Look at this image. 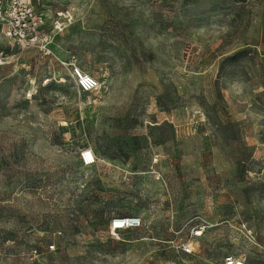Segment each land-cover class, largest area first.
<instances>
[{"label":"rangeland","instance_id":"1","mask_svg":"<svg viewBox=\"0 0 264 264\" xmlns=\"http://www.w3.org/2000/svg\"><path fill=\"white\" fill-rule=\"evenodd\" d=\"M34 5L38 46L0 25V264H31L34 241L57 246L41 264H182L198 222L195 264H264V0Z\"/></svg>","mask_w":264,"mask_h":264},{"label":"built area","instance_id":"2","mask_svg":"<svg viewBox=\"0 0 264 264\" xmlns=\"http://www.w3.org/2000/svg\"><path fill=\"white\" fill-rule=\"evenodd\" d=\"M36 0H0V25L5 35L17 44L28 48L39 45L44 24V15L38 12L34 2ZM70 75L77 88L83 92L96 90L100 86V79L95 74L83 70L75 63H71ZM156 154L155 157H158ZM84 164L96 162V154L92 148L85 147L80 152ZM155 159V158H154ZM156 160V159H155ZM142 225L139 215H117L110 220L107 235L112 239L122 237L124 229L138 228ZM210 227L205 222H198L191 226L186 237L178 235L173 241L179 253L182 264H195L198 258L197 242ZM249 234L252 230L249 229ZM251 241L252 238H249ZM56 243L51 242L45 246L34 241L26 252V258L31 264H41L45 260V253L56 250ZM223 264H252L245 254L227 253L223 256Z\"/></svg>","mask_w":264,"mask_h":264},{"label":"bare ground","instance_id":"3","mask_svg":"<svg viewBox=\"0 0 264 264\" xmlns=\"http://www.w3.org/2000/svg\"><path fill=\"white\" fill-rule=\"evenodd\" d=\"M99 87H100V86H98V88H99ZM98 88H97V89H98ZM78 90H79V89H78ZM79 91H80V90H79ZM80 92H81V91H80Z\"/></svg>","mask_w":264,"mask_h":264}]
</instances>
